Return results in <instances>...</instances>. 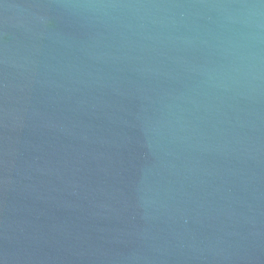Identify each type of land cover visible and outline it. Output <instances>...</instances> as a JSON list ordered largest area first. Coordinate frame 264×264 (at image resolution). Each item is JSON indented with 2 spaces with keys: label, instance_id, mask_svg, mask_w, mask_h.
I'll return each instance as SVG.
<instances>
[{
  "label": "water",
  "instance_id": "95a60500",
  "mask_svg": "<svg viewBox=\"0 0 264 264\" xmlns=\"http://www.w3.org/2000/svg\"><path fill=\"white\" fill-rule=\"evenodd\" d=\"M0 264H264V0H0Z\"/></svg>",
  "mask_w": 264,
  "mask_h": 264
}]
</instances>
